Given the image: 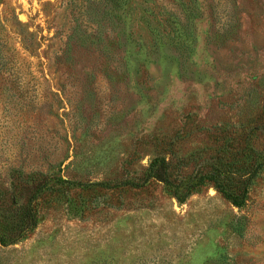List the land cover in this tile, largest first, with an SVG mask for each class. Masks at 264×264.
Instances as JSON below:
<instances>
[{
  "label": "rangeland",
  "instance_id": "rangeland-1",
  "mask_svg": "<svg viewBox=\"0 0 264 264\" xmlns=\"http://www.w3.org/2000/svg\"><path fill=\"white\" fill-rule=\"evenodd\" d=\"M0 264H264V0H0Z\"/></svg>",
  "mask_w": 264,
  "mask_h": 264
},
{
  "label": "trees",
  "instance_id": "trees-1",
  "mask_svg": "<svg viewBox=\"0 0 264 264\" xmlns=\"http://www.w3.org/2000/svg\"><path fill=\"white\" fill-rule=\"evenodd\" d=\"M215 181V180H214ZM215 188L222 193V195L228 200L230 201L234 206L236 207H241L244 204V197H239L236 196L235 194H233L232 192L228 191L225 187L219 185L217 183V181H215ZM190 195V192L188 191L185 196L181 197L180 193L175 192V197L180 201V202H184L186 200V198Z\"/></svg>",
  "mask_w": 264,
  "mask_h": 264
}]
</instances>
